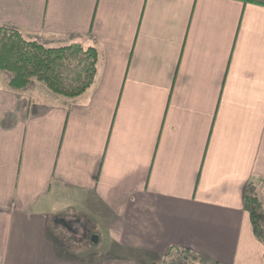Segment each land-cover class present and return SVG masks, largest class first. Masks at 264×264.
I'll return each mask as SVG.
<instances>
[{
  "label": "crops",
  "instance_id": "0c3cea01",
  "mask_svg": "<svg viewBox=\"0 0 264 264\" xmlns=\"http://www.w3.org/2000/svg\"><path fill=\"white\" fill-rule=\"evenodd\" d=\"M0 27L97 53L73 99L0 70V264H264V0H0Z\"/></svg>",
  "mask_w": 264,
  "mask_h": 264
},
{
  "label": "trees",
  "instance_id": "16d2710c",
  "mask_svg": "<svg viewBox=\"0 0 264 264\" xmlns=\"http://www.w3.org/2000/svg\"><path fill=\"white\" fill-rule=\"evenodd\" d=\"M96 64L97 53L91 47L71 44L48 48L36 41L24 40L15 30L0 27V70L11 75L10 86L14 89H23L34 79L50 92L73 99L92 85ZM245 202L253 232L261 239L260 203L252 190H247ZM185 253L178 251L176 255L184 257ZM181 257L178 258L183 260Z\"/></svg>",
  "mask_w": 264,
  "mask_h": 264
},
{
  "label": "rangeland",
  "instance_id": "374dc122",
  "mask_svg": "<svg viewBox=\"0 0 264 264\" xmlns=\"http://www.w3.org/2000/svg\"><path fill=\"white\" fill-rule=\"evenodd\" d=\"M254 193L256 195V198H257L258 202L260 203V209H261L260 213H261V216H262V223L261 224H262V230H263V226H264V203L261 201L262 200V198L260 197L261 192H254ZM61 205L62 206H60V207H64V204H61ZM72 216L74 218H76V219L77 218L79 219V218L85 217V213L73 211L72 212ZM68 222H74V221H71L70 219H68ZM89 223H88V226H89L88 229H87V225H86V221L85 220H80V222L78 221L77 223L74 222L70 226L71 230L72 229L74 230V233H75V236H76L77 239L81 238L82 236H85L87 230L91 231V233H95L97 235V230H95L93 225L91 223L90 224ZM84 243H85L84 245L86 246L87 243L86 242H84ZM178 257H181V256H178L176 254H172L171 256L168 255L165 258L157 261L155 264H194L193 260L189 256L188 257L186 256V258H185V256L184 257L182 256L181 258H183V260L179 259Z\"/></svg>",
  "mask_w": 264,
  "mask_h": 264
},
{
  "label": "water",
  "instance_id": "95a60500",
  "mask_svg": "<svg viewBox=\"0 0 264 264\" xmlns=\"http://www.w3.org/2000/svg\"><path fill=\"white\" fill-rule=\"evenodd\" d=\"M93 242H95L96 241V238H93V240H92Z\"/></svg>",
  "mask_w": 264,
  "mask_h": 264
}]
</instances>
